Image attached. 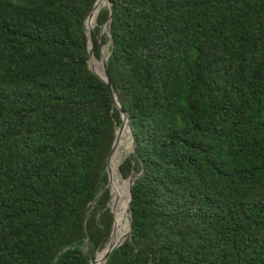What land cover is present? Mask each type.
I'll return each instance as SVG.
<instances>
[{
	"label": "trees",
	"instance_id": "16d2710c",
	"mask_svg": "<svg viewBox=\"0 0 264 264\" xmlns=\"http://www.w3.org/2000/svg\"><path fill=\"white\" fill-rule=\"evenodd\" d=\"M97 1L0 0V264H92L114 241L125 132L89 64ZM112 1L93 47L134 128L121 181L140 176L106 264H264V0Z\"/></svg>",
	"mask_w": 264,
	"mask_h": 264
},
{
	"label": "water",
	"instance_id": "95a60500",
	"mask_svg": "<svg viewBox=\"0 0 264 264\" xmlns=\"http://www.w3.org/2000/svg\"><path fill=\"white\" fill-rule=\"evenodd\" d=\"M98 2H99V0L97 1L96 5H95V7H94V9H93V11L97 8ZM107 6L110 8L111 12L114 11V3H113L112 0H108V4H107L105 7H107ZM93 11H92V12H93ZM92 12H91L90 15L88 16V18L91 16ZM88 18H87V20H88ZM112 19H113V17H111V22H112ZM86 27H87V35H88V38H89V53H90V61H89V64H90V68H91V70H92L96 75H98V76H99V77H100V78L106 83V85H107V87H108V89H109V91H110V93H111V95H112V97H113V99H114V105L120 110V112H121V114H122V119H123V123H122V125H121L120 128L122 129V128H124V126H125L126 124H128V126H129V130H130V134H131L132 139H133V147H134L133 153H135V151H136V147H137V143H136L135 136H134V128H133V124H132V122H131V120H130V115H129V113H128V112L122 107V105H121V103H120V99L118 98L117 93H116V91H115V89H114L113 83H112V81H111L110 73H109V66H108V61H109V59H108V60L105 59L104 50L102 51V57H101V59H98V57H97L96 54H95L94 47H93V31H94L95 28H88V26H87V21H86ZM111 27H112V25H110L109 28H108L107 26H104V28H103V32L106 31V32H108V33L111 35V30H110ZM110 44H111V43H110ZM103 49H104V48H103ZM111 54H112V53H110L109 58H110ZM93 59L97 60L98 62L101 61V64L103 65V68H104V71H105L106 77L101 76V75L97 72V70H96V68H95V65H94V62H93ZM117 139H118V136H117V133H116L115 144H114L113 149H112V152H111V154H110V156H109V159H108V168H107V171H108V174H109V179H110V182H109V187H110V188H111V185H112V173H111V170H110V159H111V156H112V154H113V152H114V150H115L116 143H117ZM130 156H131V155H130ZM139 176H140V175H137V176H134V177L129 178V181H130V187H129V203H128V209H127V211H128V214H129V216H128V224L130 225V233H129V235L125 238V240H124L123 242L119 243V244L116 245V246L111 247V248L107 251V253H106V255H105V258H104V260H103V261H104V264H106L107 259L110 257V255L113 253V251H114L115 249L119 248L121 245H123L124 242L128 239V237H129V236L132 234V232H133L134 216H133V208H132V201H133L132 188H133V186H134V184H135V181L138 179ZM111 192H112V199H113V191H112V188H111ZM112 212H113V214H114V218H115L114 228H113V232H114V229H115V223H116L115 209L112 208ZM113 232H112V234H113ZM111 237H112V235H111ZM111 237H110V239H111ZM110 239H109V241H110ZM109 241H108V243H109ZM89 243H90V242H89ZM108 243L106 244L105 248L107 247ZM105 248H104V249H105ZM104 249H103V250H104ZM101 252H102V251H101ZM101 252H100V253H101ZM100 253H98V254L96 255V259L92 262V264H95V263L97 262V259H98V256H99Z\"/></svg>",
	"mask_w": 264,
	"mask_h": 264
},
{
	"label": "bare ground",
	"instance_id": "6f19581e",
	"mask_svg": "<svg viewBox=\"0 0 264 264\" xmlns=\"http://www.w3.org/2000/svg\"><path fill=\"white\" fill-rule=\"evenodd\" d=\"M107 4H108V0H101L100 1L99 6L92 12V14L95 15V20L93 19L94 22L93 23L90 22V17L87 20L88 28H95V26L97 25V22H96L97 15ZM108 58L109 57H105L106 60H108ZM93 62L99 63L95 59H93ZM97 72L101 76L106 77L105 71H102L101 69H99V70H97ZM124 132H125L124 136L122 135L123 137L120 138L121 140L119 139L120 141L118 140V142L116 144L115 153L113 152V154H112V158H113V156L115 158V163H114V167H113V170H112L113 172H112V185H111V187H112V190H113L114 202L116 204L118 203V197H120L121 193L124 192V189L122 187L123 182L121 181V178H120V167H121L122 163L124 162V160H126L133 153V151H132V149H133V139H132V136L130 134V130H129L128 124H126L124 126ZM124 151H126L127 153L122 155L121 158H120L121 153H123ZM112 158H111L110 162H112ZM114 187H115V189H114ZM121 191H123V192H121ZM125 209H126V207L124 206L123 210L122 209L118 210V211H120L118 213V216H117V213H116V210H115L116 223H115V229H114V241L105 250L103 255L100 257V259L98 261V264H104L103 260L105 258V255H106L107 251L111 247L116 246L119 243L123 242L125 240V238H126V231L123 229V226H122V222H123V220L125 218V212H126V222H127V214H128L127 209L128 208L126 209V211H125Z\"/></svg>",
	"mask_w": 264,
	"mask_h": 264
},
{
	"label": "rangeland",
	"instance_id": "374dc122",
	"mask_svg": "<svg viewBox=\"0 0 264 264\" xmlns=\"http://www.w3.org/2000/svg\"><path fill=\"white\" fill-rule=\"evenodd\" d=\"M95 20V16H94V14H92L91 16H90V22L91 23H93L94 22V20ZM97 27V25L95 26V28ZM106 32V31H105ZM104 54L106 55L105 57H107V55L109 54L110 55V53H111V44H108L107 46H105L104 47ZM94 65H95V68H96V70H99V69H101L102 71H104V68H103V65L101 64V61H99V63H96V62H94ZM134 150V147H133V149H132V151ZM131 151V152H132ZM114 153H115V150H114ZM126 153V151H124L123 153H121V155H120V158H121V156L123 155V154H125ZM119 161V160H118ZM125 161V160H124ZM114 163H115V158H114V156H113V158H112V162H111V166H112V169H113V167H114ZM121 176H122V174H121ZM123 177V176H122ZM123 179H124V177H123ZM124 180H126V182H124L123 184H122V187H123V189H124V192L123 191H121V192H123V193H121V196L120 197H118V203L116 204L115 202H114V197H113V199L111 200V204H110V206H111V208H113V209H115L116 210V213H117V216H118V213L120 212V211H118V210H123V207L125 206L126 207V209L128 208V203H129V200H128V197H127V188L130 186V182L129 181H127V180H129V179H124ZM112 188V187H111ZM113 191V190H112ZM125 198V199H124ZM126 201V202H125ZM126 203V204H125ZM118 211V212H117ZM122 226H123V229L126 231V234H127V222H126V212H125V218H124V220H123V222H122ZM99 259L100 258H98L97 259V262L95 263V264H98V261H99Z\"/></svg>",
	"mask_w": 264,
	"mask_h": 264
}]
</instances>
